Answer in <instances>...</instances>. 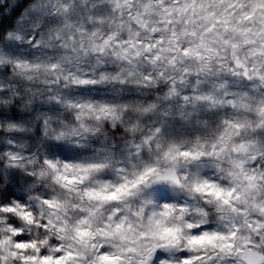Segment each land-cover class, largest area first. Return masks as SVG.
I'll use <instances>...</instances> for the list:
<instances>
[{
  "label": "clouds",
  "instance_id": "obj_1",
  "mask_svg": "<svg viewBox=\"0 0 264 264\" xmlns=\"http://www.w3.org/2000/svg\"><path fill=\"white\" fill-rule=\"evenodd\" d=\"M0 264H264V0H0Z\"/></svg>",
  "mask_w": 264,
  "mask_h": 264
}]
</instances>
